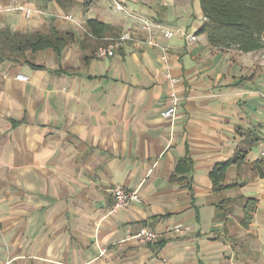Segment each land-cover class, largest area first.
<instances>
[{"label":"crops","instance_id":"crops-1","mask_svg":"<svg viewBox=\"0 0 264 264\" xmlns=\"http://www.w3.org/2000/svg\"><path fill=\"white\" fill-rule=\"evenodd\" d=\"M85 1L0 0V264H264V49L210 46L199 0Z\"/></svg>","mask_w":264,"mask_h":264},{"label":"trees","instance_id":"trees-1","mask_svg":"<svg viewBox=\"0 0 264 264\" xmlns=\"http://www.w3.org/2000/svg\"><path fill=\"white\" fill-rule=\"evenodd\" d=\"M199 2L205 21L197 34L207 35L210 46L235 47L242 53L264 49V0H199ZM88 24L91 27L90 33L100 38L95 28L105 26L94 22ZM222 166L218 168L220 172L227 167L225 164Z\"/></svg>","mask_w":264,"mask_h":264},{"label":"built area","instance_id":"built-area-1","mask_svg":"<svg viewBox=\"0 0 264 264\" xmlns=\"http://www.w3.org/2000/svg\"><path fill=\"white\" fill-rule=\"evenodd\" d=\"M109 1L115 6V9H117L120 12H125L126 9L123 7V2L125 3V1H133V0H109ZM9 11L15 12V13H22V14L25 13L28 18L31 17L35 13L31 11L30 9L26 8L24 5L11 7L6 10V12H9ZM66 19L70 20L71 22H74V19L72 16H67ZM141 22L143 24L142 31L147 34L144 40L145 44L151 47L152 49H155V50L157 49L158 51H160L161 61L164 64H167L169 51H167V48L158 41L156 36L152 35V27H153L152 23L144 19L141 20ZM163 32H164V36L168 40L172 39L175 35V33L171 30L170 31L165 30ZM187 38L191 42H195L197 39L196 36L194 35L188 36ZM135 39L136 37L134 36V34H132L131 32H126V34H123L117 37L116 39H112V42L109 46L99 47L97 51L95 52L96 53L95 58L97 60L112 58V56L115 55L114 50L116 48L128 42H132ZM165 78L166 80H168L170 84V90L168 93L169 94L168 105L165 108L166 110L163 112L162 115L165 120L173 123V121L176 119V116L179 110L178 107L182 100L177 90L180 80L177 78H174L169 72L166 73ZM16 79L19 82H23V83H26V81H28V77H25L22 75H18ZM113 196L115 198V204L111 210L112 214H118V211L122 209H128L132 205V203H138L141 201V197L139 196V190L128 191L122 186H117V188L114 189ZM177 231L179 232V229H177ZM130 238L131 240L134 239L138 241L143 246H148L150 244L158 242L160 235L151 229H147V230H142V231H139L133 234L132 236H130Z\"/></svg>","mask_w":264,"mask_h":264},{"label":"rangeland","instance_id":"rangeland-1","mask_svg":"<svg viewBox=\"0 0 264 264\" xmlns=\"http://www.w3.org/2000/svg\"><path fill=\"white\" fill-rule=\"evenodd\" d=\"M42 1V3L44 2V3H49L50 2V0H41ZM195 1V0H194ZM92 2H98L97 0H86L85 1V5H87V4H90V3H92ZM129 2V1H128ZM196 2V1H195ZM111 4V3H110ZM111 6H114V5H112L111 4ZM42 7V5H40L39 6V8H41ZM44 7V9H46V7H47V9H49V6H43ZM113 8H115V6L113 7Z\"/></svg>","mask_w":264,"mask_h":264}]
</instances>
